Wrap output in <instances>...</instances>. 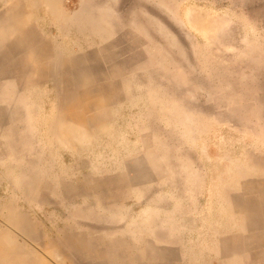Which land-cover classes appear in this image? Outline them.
I'll return each mask as SVG.
<instances>
[{
    "label": "rangeland",
    "instance_id": "1",
    "mask_svg": "<svg viewBox=\"0 0 264 264\" xmlns=\"http://www.w3.org/2000/svg\"><path fill=\"white\" fill-rule=\"evenodd\" d=\"M0 264H264V0H0Z\"/></svg>",
    "mask_w": 264,
    "mask_h": 264
}]
</instances>
